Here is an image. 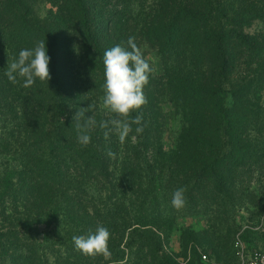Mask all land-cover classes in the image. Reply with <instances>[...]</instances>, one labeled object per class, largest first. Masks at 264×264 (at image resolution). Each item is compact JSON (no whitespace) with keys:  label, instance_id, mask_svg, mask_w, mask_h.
<instances>
[{"label":"trees","instance_id":"obj_1","mask_svg":"<svg viewBox=\"0 0 264 264\" xmlns=\"http://www.w3.org/2000/svg\"><path fill=\"white\" fill-rule=\"evenodd\" d=\"M38 1L46 5L42 13ZM130 37L154 46L165 69L158 78L150 74L147 104L131 114L142 115L143 133L133 124L121 144L115 133L105 140L99 127L114 118L101 106L103 56L127 47ZM40 40L51 79L28 88L19 77L11 83L8 65ZM2 53L0 129L11 123L23 133L13 150L18 185L6 190L24 203L23 225L45 228L36 248L26 244L17 255L20 264H49L50 257L60 264L70 243L68 264H169L156 235L162 221L196 215L209 227L187 230L194 252L229 245L231 233L217 234L237 224L240 188L252 179L244 182L241 173L264 170V0H0ZM163 99L182 122L169 148ZM89 105L85 116L97 126L82 146L73 116ZM181 187L187 202L177 210L171 200ZM98 226L110 232L106 260L77 251L72 239Z\"/></svg>","mask_w":264,"mask_h":264},{"label":"rangeland","instance_id":"obj_2","mask_svg":"<svg viewBox=\"0 0 264 264\" xmlns=\"http://www.w3.org/2000/svg\"><path fill=\"white\" fill-rule=\"evenodd\" d=\"M45 8L44 2L38 1L36 3V9L40 13ZM138 41L145 58L148 59L150 65L155 69L151 75L154 78L162 76L165 66L158 50L145 40L139 39ZM0 55V58L5 60V55L3 53ZM227 102H230L229 98ZM161 109L163 112L164 142L165 146L169 148L173 146L174 135L182 127V122L175 112L173 103L169 100L163 99ZM0 126H2L1 123ZM8 126L7 130L0 129L1 190H6L8 183L14 188L18 185L17 176L14 174L13 169L19 161L18 155L13 150L21 143H18V141L22 138L23 133L13 132L16 130H13L15 128L11 123ZM9 128L12 131H9ZM119 162L120 159L117 160V172L119 170ZM4 174H8L5 180H3ZM250 178L252 179L247 185V189L243 190L240 188L244 193L243 202L237 213V224L234 230L228 232L227 228L219 227L217 235L225 236L227 233L232 235L231 242L227 247L221 249L220 244L214 250L203 247L198 248L197 252H194L191 248V243L187 245V230L195 232L203 230L209 227V221L203 215L178 217L172 221L170 219L162 221L161 230L157 232L160 235L156 234L160 236V242L158 243L160 255L165 257L169 264H248L250 258L256 252L264 254V170H258L253 173L247 170L245 173H241L240 179L244 180V182ZM23 204L22 199L14 202L8 190L5 191V194L0 199V264H20L17 255L22 254L24 245L29 244L36 248V235L45 230L43 226L38 224L31 227L33 231L27 225H23ZM38 239H40V235L37 241ZM70 247L72 252L68 255L64 253L62 255L64 259L60 264H68L65 258L75 254L72 243H70ZM15 255L16 260L11 263V257ZM203 255H206L205 259ZM53 260L50 257L49 264H57Z\"/></svg>","mask_w":264,"mask_h":264},{"label":"clouds","instance_id":"obj_3","mask_svg":"<svg viewBox=\"0 0 264 264\" xmlns=\"http://www.w3.org/2000/svg\"><path fill=\"white\" fill-rule=\"evenodd\" d=\"M49 63L46 42L40 40L36 42L34 48L20 50L18 58L8 65L5 75L13 84L18 82V77L21 78L23 86L28 88L36 80L48 82L51 79ZM103 65L105 79L101 106L114 114V118L102 120L99 127L104 130L105 140L109 139L111 133H115L119 142L123 144L133 131V124L137 125L135 128L137 134L143 133L142 115L132 118L131 114L147 104L143 90L155 69L135 43L134 37L128 39L127 47L115 45L106 50ZM93 108V105H89L88 108H79L73 116V120L76 121L78 142L82 146H87L91 142L90 132L97 126L94 116H85V113ZM107 155L114 158L116 154L109 150ZM185 192L186 189L181 187L173 193L171 204L175 209L185 207L187 202ZM72 239L76 250L86 256L102 255L108 258L111 255L108 249L110 232L106 227L98 226L94 233L88 236H73Z\"/></svg>","mask_w":264,"mask_h":264},{"label":"built area","instance_id":"obj_4","mask_svg":"<svg viewBox=\"0 0 264 264\" xmlns=\"http://www.w3.org/2000/svg\"><path fill=\"white\" fill-rule=\"evenodd\" d=\"M203 258H206V255H203ZM248 264H264V254L256 252L249 260Z\"/></svg>","mask_w":264,"mask_h":264}]
</instances>
